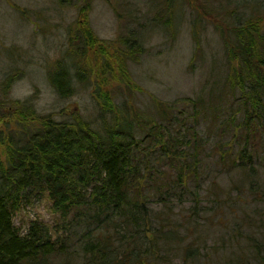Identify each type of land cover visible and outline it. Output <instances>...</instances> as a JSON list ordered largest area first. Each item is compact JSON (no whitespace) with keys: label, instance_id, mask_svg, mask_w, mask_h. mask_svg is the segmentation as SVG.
<instances>
[{"label":"trees","instance_id":"trees-1","mask_svg":"<svg viewBox=\"0 0 264 264\" xmlns=\"http://www.w3.org/2000/svg\"><path fill=\"white\" fill-rule=\"evenodd\" d=\"M194 1L205 15L229 23L220 37L233 67L222 86H212L218 96L210 104L200 98L180 99V108L191 107L186 114L174 104L156 105L152 116L131 109L129 88L130 99L114 104V97L102 89L108 82L95 86V121L45 116L35 123L28 112L22 113L6 144L1 143L6 163H0V264H172L175 259L178 264H209V254L194 236L203 232L196 226L200 215L219 206L218 195L202 189L207 182L204 168L215 161L229 174L238 171L240 186H232L225 197L234 206L243 204L245 185L253 190L250 174L264 163V28L255 15L230 17L219 0ZM175 13L168 10L169 19L162 24L154 16L150 24L163 31ZM118 39L122 44L115 57L122 69L128 68L144 50L143 40ZM70 46L71 65L59 62L48 73L62 98L73 95L74 82L90 84L83 62L93 46L91 35ZM63 65L64 76L58 79L56 70ZM113 72V64L103 59L101 74H111L110 81ZM226 91L231 100L223 110ZM200 110L213 119L212 135L198 128ZM42 198L59 213L55 238L38 222H31L20 236L13 217ZM261 239L247 237V245H236L238 252H228L223 264H264V234Z\"/></svg>","mask_w":264,"mask_h":264},{"label":"rangeland","instance_id":"rangeland-1","mask_svg":"<svg viewBox=\"0 0 264 264\" xmlns=\"http://www.w3.org/2000/svg\"><path fill=\"white\" fill-rule=\"evenodd\" d=\"M7 1L6 4L0 0V163L3 165L6 157L5 146L1 143L6 144L8 132L15 129V121L22 113L28 112L35 123L45 116L60 121L81 116L95 121L99 104L95 86L110 82L102 89L114 97V104L130 99L126 89L129 88L133 93L132 110H144L154 116L156 105L174 104L172 107L176 111L184 110L186 114L191 112V107L180 108L179 100L200 98L210 104V100L218 96L211 90L212 86L215 83L222 86L233 67L225 58L220 37V32L225 31L229 23L214 20L216 16L212 14L205 15L201 4L194 0ZM219 1L230 17L243 20L255 15L264 28V0ZM165 9L177 13L173 22L170 20V26L162 31V26L152 27L150 22L154 16L159 24L169 19ZM88 34L93 46L83 63L89 70L90 84L74 82L73 95L62 98L50 85L48 73L54 71L59 62L69 65L70 45H77ZM120 35L143 40L144 46L137 60L123 69L119 66L120 58L115 57L121 49ZM69 37L73 38L72 42ZM103 59L113 64L110 81L111 74L107 78L101 74ZM63 69L64 65L56 70L58 79L61 74L64 76ZM227 96L223 110L229 109L231 99L226 91L223 98ZM199 115V130L205 134L209 131L212 135L215 132L212 117L206 110H200ZM157 119L155 116L154 122ZM254 163L260 166V161ZM204 169L207 182L202 189L212 196L218 195L219 206L212 213L200 215L196 226L202 227L203 232L195 231L194 236L202 241L203 252L209 254V264H223L226 261L223 256H230L231 251L238 252L235 248L238 244L247 245V237L262 240L264 163L250 174L253 190L245 185L248 190L240 196L243 204L234 206L226 202L225 197L232 186H240L238 171L229 174L227 168L221 169L215 161ZM242 176L246 178L243 171ZM231 195L235 203V192ZM253 196L257 198L256 202ZM243 216L248 218L247 221ZM58 220L59 213L52 210L47 198H42L31 207L22 208L13 217V225L19 229V235L24 236L29 224L38 222L47 226L55 238ZM257 228L260 231H256ZM172 264H178V260Z\"/></svg>","mask_w":264,"mask_h":264},{"label":"flooded vegetation","instance_id":"flooded-vegetation-1","mask_svg":"<svg viewBox=\"0 0 264 264\" xmlns=\"http://www.w3.org/2000/svg\"><path fill=\"white\" fill-rule=\"evenodd\" d=\"M4 1H5L6 4L8 3L7 0H4ZM8 5H9V4H8ZM9 7H10V9H11V8L13 9V5H10Z\"/></svg>","mask_w":264,"mask_h":264}]
</instances>
